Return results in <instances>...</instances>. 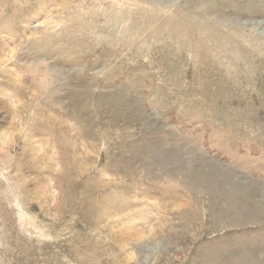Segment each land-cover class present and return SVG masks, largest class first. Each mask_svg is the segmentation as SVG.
Instances as JSON below:
<instances>
[{"label": "rangeland", "instance_id": "obj_1", "mask_svg": "<svg viewBox=\"0 0 264 264\" xmlns=\"http://www.w3.org/2000/svg\"><path fill=\"white\" fill-rule=\"evenodd\" d=\"M0 264H264V0H0Z\"/></svg>", "mask_w": 264, "mask_h": 264}, {"label": "bare ground", "instance_id": "obj_2", "mask_svg": "<svg viewBox=\"0 0 264 264\" xmlns=\"http://www.w3.org/2000/svg\"><path fill=\"white\" fill-rule=\"evenodd\" d=\"M48 73H50V72H48ZM52 73V72H51ZM55 74V73H54ZM62 74V73H61ZM150 245H151V243H150Z\"/></svg>", "mask_w": 264, "mask_h": 264}]
</instances>
